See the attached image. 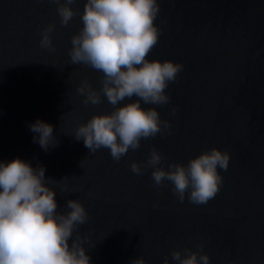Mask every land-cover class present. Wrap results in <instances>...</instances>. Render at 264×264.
I'll return each instance as SVG.
<instances>
[{
  "label": "water",
  "instance_id": "obj_1",
  "mask_svg": "<svg viewBox=\"0 0 264 264\" xmlns=\"http://www.w3.org/2000/svg\"><path fill=\"white\" fill-rule=\"evenodd\" d=\"M84 2L71 5L77 14L62 26L53 0H0V161L43 166L58 182L49 186L59 212L80 200L88 220L76 231L94 243L84 245L90 264H178L172 250L198 244L209 264H264V0H157L160 33L147 58L184 67L166 89L168 104L141 106L155 107L171 133L141 140L119 162L74 136L93 114L113 110L106 97L85 105L77 92L85 81L99 89L102 73L69 63ZM53 23L55 51L40 46ZM37 119L53 126L57 144L47 151L30 131ZM153 147L167 163L185 164L212 147L227 151L220 191L203 205L180 202L168 181L153 184L151 167L133 173L131 163L143 168Z\"/></svg>",
  "mask_w": 264,
  "mask_h": 264
},
{
  "label": "clouds",
  "instance_id": "obj_2",
  "mask_svg": "<svg viewBox=\"0 0 264 264\" xmlns=\"http://www.w3.org/2000/svg\"><path fill=\"white\" fill-rule=\"evenodd\" d=\"M62 26H67L77 14L71 7L76 0H53ZM160 6L157 0H85L80 14L82 28L71 37L68 50L70 64L85 65L102 73L99 89L83 82L77 92L85 105L102 103V96L113 106L110 113L93 114L86 123L75 129V139L83 140L90 153L101 148L109 150L119 162L129 150L141 147V140L157 134L171 133V124L162 120L155 107L170 101L166 92L170 82H176L183 64L171 60L148 59L158 43L160 29L155 24ZM49 24L40 33V46L55 51ZM134 102L120 105L126 98ZM176 108L171 109L175 114ZM34 142L45 151L55 147L53 126L37 119L30 125ZM230 154L216 147L201 152L188 162L167 163L153 147L144 167L133 161L131 171L141 175L151 167L153 184L160 187L165 181L180 202L187 199L203 205L220 191L223 177L218 169L227 170ZM167 163V168L162 166ZM64 178L63 180H65ZM57 181L45 178L43 166L33 167L16 158L0 161V264H90L85 243L93 247L88 236L76 230L88 220L80 200H68L69 211H57L56 192L50 184ZM62 191H68L66 183ZM75 233V236H74ZM71 241V243H70ZM203 244L192 248L172 250L178 264H209ZM131 264H146L143 257ZM164 264H169L167 258Z\"/></svg>",
  "mask_w": 264,
  "mask_h": 264
}]
</instances>
